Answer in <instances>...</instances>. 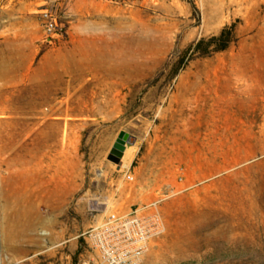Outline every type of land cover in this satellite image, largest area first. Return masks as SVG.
I'll use <instances>...</instances> for the list:
<instances>
[{
    "label": "rangeland",
    "instance_id": "1",
    "mask_svg": "<svg viewBox=\"0 0 264 264\" xmlns=\"http://www.w3.org/2000/svg\"><path fill=\"white\" fill-rule=\"evenodd\" d=\"M39 30L42 84H0V264H89L91 227L159 199L140 264H264V0H0L6 75Z\"/></svg>",
    "mask_w": 264,
    "mask_h": 264
},
{
    "label": "built area",
    "instance_id": "2",
    "mask_svg": "<svg viewBox=\"0 0 264 264\" xmlns=\"http://www.w3.org/2000/svg\"><path fill=\"white\" fill-rule=\"evenodd\" d=\"M46 39L57 34V18L50 12L43 13ZM126 178L132 179L130 173ZM162 200L113 212L91 227L86 240L92 250L89 264H140L151 243L165 231L161 212Z\"/></svg>",
    "mask_w": 264,
    "mask_h": 264
},
{
    "label": "crops",
    "instance_id": "3",
    "mask_svg": "<svg viewBox=\"0 0 264 264\" xmlns=\"http://www.w3.org/2000/svg\"><path fill=\"white\" fill-rule=\"evenodd\" d=\"M43 36L42 30L26 33L25 56L21 64L11 62L9 75H6L4 64L0 60V84H24L30 88L29 92H36V87L42 84L44 70H48L47 74L49 72L48 62L52 55L50 51H46L40 56V46L37 42ZM2 47L0 44V50ZM18 121L27 123V120H17L16 122L19 123Z\"/></svg>",
    "mask_w": 264,
    "mask_h": 264
},
{
    "label": "trees",
    "instance_id": "4",
    "mask_svg": "<svg viewBox=\"0 0 264 264\" xmlns=\"http://www.w3.org/2000/svg\"><path fill=\"white\" fill-rule=\"evenodd\" d=\"M236 40V26H226L219 35L204 38L193 43L186 54L192 52L200 57H207L215 53L226 51Z\"/></svg>",
    "mask_w": 264,
    "mask_h": 264
},
{
    "label": "water",
    "instance_id": "5",
    "mask_svg": "<svg viewBox=\"0 0 264 264\" xmlns=\"http://www.w3.org/2000/svg\"><path fill=\"white\" fill-rule=\"evenodd\" d=\"M134 141V138L126 133H122L120 135L119 143L117 144V148L123 149L120 144H124L125 142L132 143Z\"/></svg>",
    "mask_w": 264,
    "mask_h": 264
},
{
    "label": "bare ground",
    "instance_id": "6",
    "mask_svg": "<svg viewBox=\"0 0 264 264\" xmlns=\"http://www.w3.org/2000/svg\"><path fill=\"white\" fill-rule=\"evenodd\" d=\"M127 150H128V149H127ZM131 157H132V155H131ZM129 158H130V152L127 151V152L125 153V157H124V159L127 160V159H129ZM28 216H29V215H28ZM28 218H29V217H28ZM29 221H30V220H29ZM33 222H34V221H33ZM23 224H24V223H23ZM30 225H32V224H30ZM30 225L27 224L26 226H30ZM27 229H28V228H27Z\"/></svg>",
    "mask_w": 264,
    "mask_h": 264
}]
</instances>
